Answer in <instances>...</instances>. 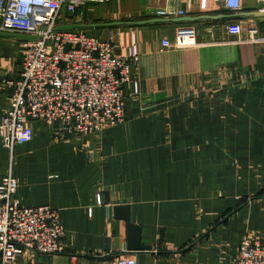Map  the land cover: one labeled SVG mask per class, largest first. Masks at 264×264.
I'll return each mask as SVG.
<instances>
[{"label": "crops", "instance_id": "1", "mask_svg": "<svg viewBox=\"0 0 264 264\" xmlns=\"http://www.w3.org/2000/svg\"><path fill=\"white\" fill-rule=\"evenodd\" d=\"M178 3L188 20L156 15ZM263 12L264 0H244L239 11L223 0H107L78 9L70 23L84 25L78 30L123 55L137 45L136 83L125 86L126 120L115 127L58 140L40 120L13 154L0 141V183L12 167L17 201L57 209L65 228L62 253H28L22 264L120 257L235 264L242 238L264 235ZM182 30L197 45L163 47ZM7 33L0 34V123L9 108L1 84L18 76L26 53V40ZM122 200L150 249L126 250L128 226L113 204Z\"/></svg>", "mask_w": 264, "mask_h": 264}, {"label": "built area", "instance_id": "2", "mask_svg": "<svg viewBox=\"0 0 264 264\" xmlns=\"http://www.w3.org/2000/svg\"><path fill=\"white\" fill-rule=\"evenodd\" d=\"M107 0H0V32L34 36L23 46L22 69L6 78L9 108L0 123V141L11 154L34 138V123L45 121L58 140L92 135L121 124L126 118L125 86L136 83L132 68L140 55L136 44L123 55L111 41H102L78 29L57 30L72 23L78 9ZM239 11L244 0H223ZM178 6L159 9V17H180ZM240 27L231 26L232 32ZM163 47L197 45L194 33L182 30L175 42ZM19 186L12 167L0 183L1 264H22L28 253L57 254L64 251L65 228L57 209L49 205H21L15 195ZM98 203H102L98 194ZM116 264H136L120 257ZM235 264H264V235L244 236Z\"/></svg>", "mask_w": 264, "mask_h": 264}, {"label": "water", "instance_id": "3", "mask_svg": "<svg viewBox=\"0 0 264 264\" xmlns=\"http://www.w3.org/2000/svg\"><path fill=\"white\" fill-rule=\"evenodd\" d=\"M262 13L261 11L258 12ZM262 15V14H261ZM264 15V12H263ZM189 18L186 17H180L174 19L175 21H185ZM155 21V20H154ZM121 22H117L114 24H120ZM139 24H144L145 22H138ZM105 24H95L94 26H101ZM84 27V25H75V24H63L57 27V30H74L77 28ZM0 34H8L7 32H0ZM17 36L20 38H23L25 40H35L36 38L34 36H29L25 34H19L16 33ZM127 200L122 201H115L114 204V215L116 218H120L126 221L128 226V237H127V244H126V250L128 251H141V250H147L150 249L149 246L143 245L141 243V230L139 226L133 225L131 222V214H130V207L127 205Z\"/></svg>", "mask_w": 264, "mask_h": 264}, {"label": "rangeland", "instance_id": "4", "mask_svg": "<svg viewBox=\"0 0 264 264\" xmlns=\"http://www.w3.org/2000/svg\"><path fill=\"white\" fill-rule=\"evenodd\" d=\"M125 101H126V95H125ZM125 120H126V118H125ZM122 123H123V122H122ZM122 123H121V124H122ZM118 125H119V124H118ZM116 126H117V125H116ZM113 127H115V126H113ZM108 128H109V127H108ZM105 129H106V128H105ZM103 130H104V129H103ZM101 131H102V130H101ZM101 131H100V132H101ZM96 134H97V133H96ZM81 137H83V136H81ZM74 138H77V137H74ZM70 139H71V138H70ZM24 206H25V205H24ZM38 206H39V205H38ZM258 234H260V233H258ZM261 235H263V234H261ZM243 238H244V237H243ZM243 238H242V239H243ZM240 244H241V243H240ZM239 247H240V246H239Z\"/></svg>", "mask_w": 264, "mask_h": 264}]
</instances>
